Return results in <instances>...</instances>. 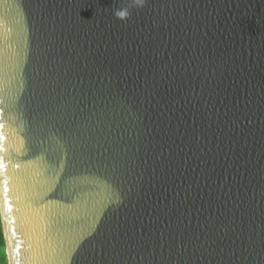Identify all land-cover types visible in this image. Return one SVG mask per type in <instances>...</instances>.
Instances as JSON below:
<instances>
[{"label": "water", "instance_id": "obj_1", "mask_svg": "<svg viewBox=\"0 0 264 264\" xmlns=\"http://www.w3.org/2000/svg\"><path fill=\"white\" fill-rule=\"evenodd\" d=\"M0 161L8 264H264V0H0Z\"/></svg>", "mask_w": 264, "mask_h": 264}, {"label": "clouds", "instance_id": "obj_2", "mask_svg": "<svg viewBox=\"0 0 264 264\" xmlns=\"http://www.w3.org/2000/svg\"><path fill=\"white\" fill-rule=\"evenodd\" d=\"M147 0H132V5L137 8H142L146 5ZM113 15L117 20L126 21L130 18L131 12L127 8L115 9Z\"/></svg>", "mask_w": 264, "mask_h": 264}, {"label": "trees", "instance_id": "obj_3", "mask_svg": "<svg viewBox=\"0 0 264 264\" xmlns=\"http://www.w3.org/2000/svg\"><path fill=\"white\" fill-rule=\"evenodd\" d=\"M0 264H8L7 256H6L5 236H4L1 216H0Z\"/></svg>", "mask_w": 264, "mask_h": 264}, {"label": "snow or ice", "instance_id": "obj_4", "mask_svg": "<svg viewBox=\"0 0 264 264\" xmlns=\"http://www.w3.org/2000/svg\"><path fill=\"white\" fill-rule=\"evenodd\" d=\"M0 167H3V163H2V161H0ZM5 191H7L6 188H5ZM9 210H11V209L9 208Z\"/></svg>", "mask_w": 264, "mask_h": 264}]
</instances>
